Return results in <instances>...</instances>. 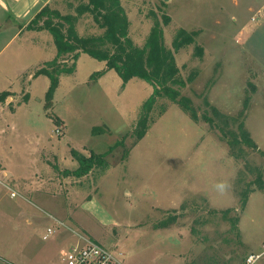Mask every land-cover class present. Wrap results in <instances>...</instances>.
<instances>
[{
	"label": "rangeland",
	"instance_id": "rangeland-1",
	"mask_svg": "<svg viewBox=\"0 0 264 264\" xmlns=\"http://www.w3.org/2000/svg\"><path fill=\"white\" fill-rule=\"evenodd\" d=\"M38 2L16 17L12 0H0V87L15 94L10 104L0 103V173L19 193L0 194V264H65L63 252L79 236L112 250L115 264H243L264 251V189L253 185L244 210L239 198L256 178L251 168L264 176V155L248 148L245 161L235 159L220 130L202 118L208 114L221 124L205 100L232 117L244 110L242 119L264 151V0H122L136 44L144 45L155 12L161 22L163 13L171 16L163 24L169 48L179 28L198 31L196 42L204 47L203 57L194 55L195 44L176 52L184 78L198 72L181 92L192 99L199 122L160 98L150 129L134 146L138 103L153 87L133 78L125 90L116 71V80L87 83L94 66L85 58L99 60L84 54L78 81H64L48 100L49 77L33 80V73L54 58L52 35L13 38ZM51 7L74 12L67 0H53ZM77 29L81 35L103 32L90 14ZM120 140L103 173L94 169L78 178L53 167H77L71 148L103 153ZM220 183L227 185L223 192ZM170 216L177 218L161 227Z\"/></svg>",
	"mask_w": 264,
	"mask_h": 264
},
{
	"label": "trees",
	"instance_id": "trees-1",
	"mask_svg": "<svg viewBox=\"0 0 264 264\" xmlns=\"http://www.w3.org/2000/svg\"><path fill=\"white\" fill-rule=\"evenodd\" d=\"M67 1L68 6L73 8L74 12L62 13L59 9L46 4L26 25V30L50 32L56 46V56L44 62L33 73V77L39 75L49 77L48 100H51L54 91L59 86L61 76L73 74L81 53H86L95 59L105 61L107 65L104 70L94 72L90 77L92 80L99 78L107 70L113 69L122 79L123 86L133 78H140L153 87V92L140 107L133 130L135 138L133 146L142 140L150 129L154 120L152 112L160 98H168L178 103L194 121L199 122L200 116L192 99L181 92V88L195 80L198 72L193 71L187 78H184L176 60V52L191 44H195V56H204V47L196 42L198 31L179 28L175 34L172 48H169L165 43L163 24L168 25L171 22V16L163 13L161 22L159 16L155 12H151L154 17L153 25L144 45L140 46L130 35L131 21L122 0ZM74 1H78L79 4L74 6ZM85 14H90L98 26L103 29L101 34L81 35L79 33L77 23ZM11 95L10 91L0 92V102H5ZM28 99L29 93H25L23 101H28ZM205 102L211 107L214 116L220 119L221 124L216 123L215 119L208 114H203L202 118L212 127H217L220 130L232 157L245 161L248 148L264 155V151L253 139L244 119H242L244 110L241 112V116L232 117L211 105L208 100ZM248 102L249 97L245 100L244 109L248 108ZM165 110L166 106L163 107L161 114ZM58 123L60 124L59 120ZM232 124L236 125V128H232ZM122 144H124V140L117 141L114 146L103 153L92 150L89 154H85L71 148L70 153L72 158L77 161V167L64 170H60L55 165L53 167L64 176L73 175L78 178L89 174L94 169H99L103 173L110 167L107 156L115 146ZM127 155L128 151L125 157ZM247 165L249 167V164ZM253 170L256 178L249 181L239 193L241 210L246 208L250 194L255 191L254 184H257L260 190L264 189L263 171L259 167L251 168V171ZM229 212L230 209H226L223 213L226 216ZM176 218V216H170V219L160 223L161 227H168ZM232 221L233 226L236 227L239 217H235Z\"/></svg>",
	"mask_w": 264,
	"mask_h": 264
},
{
	"label": "built area",
	"instance_id": "built-area-1",
	"mask_svg": "<svg viewBox=\"0 0 264 264\" xmlns=\"http://www.w3.org/2000/svg\"><path fill=\"white\" fill-rule=\"evenodd\" d=\"M254 19V18H253ZM62 133L61 127L57 129ZM6 193L11 198H16L19 193L15 189L12 180H10L3 170L0 173V194ZM62 224V223H60ZM53 228H48V234H51ZM65 264H115L119 263L114 252L105 247L98 241L86 236H79L78 241L67 251L63 252ZM264 251L253 252L249 254L243 264H263Z\"/></svg>",
	"mask_w": 264,
	"mask_h": 264
},
{
	"label": "crops",
	"instance_id": "crops-1",
	"mask_svg": "<svg viewBox=\"0 0 264 264\" xmlns=\"http://www.w3.org/2000/svg\"><path fill=\"white\" fill-rule=\"evenodd\" d=\"M32 1H36V0H12V5H13V9L14 11L17 13L16 17H19L20 13H22L26 7L29 5V3H31ZM53 2V0H39V2L37 3V7L36 9H34V11L32 12V14L26 19V20H23L22 22V26L18 29L17 33L13 35V38L15 36H17L18 34H21L24 38L27 37V36H30V35H36V34H40L46 30H41V31H38V30H26V25L30 22V20L40 11V9L45 6L46 4H50ZM27 13V12H26ZM25 13V14H26ZM79 22V21H78ZM56 53L57 51L55 52V55L54 57L56 56ZM84 54L86 53H81L80 57L78 58V61H77V67H76V71L73 73V74H69V75H62L61 78H60V86L58 88V90L62 87V83L64 81H70L71 83L74 82V81H78L77 79V76H78V73L80 71V63L81 61L84 59ZM86 62H88V64L90 66H94L93 69H91L92 71H89L88 73H86L85 77H84V80L85 82H90L92 79L90 78L91 75L94 73V72H97V71H101V70H104L106 68V62L105 61H98V62H94L92 60H89L88 58H85ZM98 60V59H97ZM49 61V60H47ZM38 68V67H37ZM115 70L113 69H110V70H107L103 75H101L99 78H97V81L98 82H101V83H105L108 81L109 78H112L113 80H116V76L114 74ZM42 75H39L37 77H33V80H36L38 78H40ZM96 80V79H94ZM131 81V80H130ZM130 81H128V83L124 86V89L126 87H128V85L130 84ZM117 84L119 85L120 84V81L117 80ZM126 90V89H125ZM4 91H9V90H4ZM0 92H3V89L2 87H0ZM12 94L14 92L10 91ZM153 92V90L150 91L149 95H145L143 96L141 99H140V103H138L140 106H139V110H140V107L142 105V103L151 95V93ZM26 93H29V96H30V92H26ZM14 95H11L9 96L5 102H0V103H11L10 101H13V98H14ZM29 100V99H28ZM158 103V102H157ZM167 103V102H166ZM13 109H15L14 105H11ZM166 111V110H165ZM135 114V113H134ZM164 113H162L161 115H163ZM138 115V113H137ZM160 115V116H161ZM136 116V115H135ZM134 116V117H135ZM137 117V116H136ZM137 119L135 118L134 119V122L136 121ZM60 121V120H59ZM61 124H63L62 121H60ZM62 128V127H61ZM42 264V263H40ZM45 264V263H44Z\"/></svg>",
	"mask_w": 264,
	"mask_h": 264
},
{
	"label": "clouds",
	"instance_id": "clouds-1",
	"mask_svg": "<svg viewBox=\"0 0 264 264\" xmlns=\"http://www.w3.org/2000/svg\"><path fill=\"white\" fill-rule=\"evenodd\" d=\"M226 187H227V185L223 184V183H220V184L216 185L217 190L220 191V192L225 191Z\"/></svg>",
	"mask_w": 264,
	"mask_h": 264
}]
</instances>
